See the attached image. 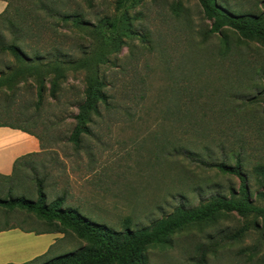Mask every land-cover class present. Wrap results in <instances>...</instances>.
Segmentation results:
<instances>
[{"label": "rangeland", "instance_id": "rangeland-1", "mask_svg": "<svg viewBox=\"0 0 264 264\" xmlns=\"http://www.w3.org/2000/svg\"><path fill=\"white\" fill-rule=\"evenodd\" d=\"M220 1L236 13L264 15V0ZM5 2L0 47L24 36L22 51L39 52L43 63L54 62V51L67 55L66 61L85 57L104 82L108 97L93 118L91 134L76 149L68 139L83 102L84 72L67 73L55 97L46 82L40 102L36 89L41 71H33L13 94L0 90V132L25 133L32 147L23 152L35 153L21 162L23 189L14 196L36 200L35 179L44 178L48 202L66 193V204L92 223L119 230L130 219L132 227L141 228L177 207L196 208L214 196H228L230 188L237 190L239 179L216 167L224 162L232 167L241 164L252 201L264 208V198L257 197L264 193V176L253 172L264 165L263 45L227 33L230 48L223 51L222 37L209 33L211 23L197 0H183L180 11L178 0H134L121 9L116 0ZM123 15L139 35L125 36L123 28L116 32L99 28L103 19ZM63 16H69L68 24ZM73 16L83 21L82 28L72 25ZM109 37L121 41L118 52H114L117 43L107 45ZM16 66L0 48V73ZM170 112L183 114L189 123L175 122L179 115L173 118ZM35 139L40 143L37 152L32 151ZM21 141L0 137V150L21 147ZM4 185L0 195L7 197L9 184ZM8 231L15 237L7 242L15 243L9 246L10 258H27L20 264H40L85 246L73 233L48 247L53 236L47 233ZM237 231L242 233L239 240H227ZM8 246L0 249L7 251ZM210 246L213 252H207L201 263V250ZM142 260L144 264H264V220L223 213L148 247Z\"/></svg>", "mask_w": 264, "mask_h": 264}, {"label": "trees", "instance_id": "trees-1", "mask_svg": "<svg viewBox=\"0 0 264 264\" xmlns=\"http://www.w3.org/2000/svg\"><path fill=\"white\" fill-rule=\"evenodd\" d=\"M133 1L116 0V8H124ZM182 1L178 0L176 4L178 11L181 9ZM219 1L197 0L205 19L211 23L209 33L219 34L222 37L223 51H228L230 48L227 33L237 34L243 40L254 41L264 46V15L236 13L228 10ZM6 11L0 15V19L6 16ZM175 13L178 12L175 11ZM61 20L65 24L70 21L69 16H63ZM128 23L123 15L119 19H103L99 23V28L101 26L109 27L113 32L123 28L122 34L125 36L139 35L132 30ZM72 25L82 28L83 21L79 17L73 16ZM141 38L144 42H149L143 35ZM23 41L24 36H16L11 44H4L0 47L1 52L9 53L17 65L13 69L7 67L6 74L5 72L0 73V90L6 88L13 94L17 86L29 81V76L33 71H41L36 89L40 102L46 91V82L50 85L51 97H55L60 90V85L66 79L67 73L84 72L83 102L78 105V113L74 116L76 124L68 139L76 149H79L82 146L83 138L91 134L90 125L94 116L99 115L100 106L107 105L108 97L104 91V82L98 76V72L89 67L85 57L76 61H66L69 58L67 55H63L62 51H54V62L43 63L44 55L39 52L30 54L22 51L21 46L25 45ZM116 43L118 45L114 47V52H118L121 41L118 37H109L107 45ZM47 57L50 56L47 54ZM171 105L175 104L171 102ZM170 113L173 118L179 115L175 122L189 123L183 114ZM22 131L27 132L24 129ZM34 154L30 153L19 157L14 162L11 175H0V194L4 184H9L8 196L0 195V232L22 228L31 232L40 231L64 235L73 233L79 240L85 242V246L75 252L45 260L40 264H144L142 254L148 247L163 244L167 237L178 232L201 227L223 213H237L241 216L253 215L257 219L264 220V208L256 206L252 201L241 164L238 163L232 167L222 162L216 166L219 172L224 175L236 176L240 181L239 188L237 190L230 188L228 196H214L196 208L177 207L170 215L152 222L147 227L134 228L130 219H126L119 230L104 224H95L82 217L75 207L66 204V193L48 202V196L44 190V178L35 179L36 200L25 195H13L14 192L20 193V190L23 189L20 183L24 176L21 171V162ZM202 163L205 162L202 161ZM17 169L18 173H15ZM253 172L256 176H264V165L254 167ZM257 197L264 198V193H258ZM241 235V231H237L235 234L227 235V240L237 241ZM217 246V243L214 244V248ZM211 248L210 246L201 250V263H203L207 252H213Z\"/></svg>", "mask_w": 264, "mask_h": 264}, {"label": "crops", "instance_id": "crops-1", "mask_svg": "<svg viewBox=\"0 0 264 264\" xmlns=\"http://www.w3.org/2000/svg\"><path fill=\"white\" fill-rule=\"evenodd\" d=\"M7 8V3L3 0H0V15L4 13V11ZM27 136L25 133L23 134L22 132H16V131H12V130H3L0 132V137H6V138H13L15 141H17V143L19 141L22 142V146L20 147L18 146H13L10 148H5V149H1L0 150V175L3 176H9L12 174L13 171V165L14 162L21 156L25 155L26 152L25 151L27 148H31L32 147V143L30 141V139H27ZM36 143H35V148L32 150L33 152H37L40 149V143L37 139H35ZM1 146V145H0ZM23 152V153H22ZM9 231H3L0 233V246H8L7 242L8 241H12L15 237H11L9 234ZM45 236H53V238L51 239V242H49V246H52L56 240L62 238V236H64V234L61 233H47L45 234ZM18 245V242L16 243ZM15 243L13 245H9V246H13L14 247ZM9 246L7 247V251H5L3 248L0 249V257L3 258V261L0 264H20L21 262H24L27 260V258H23L22 260H18V259H12L10 258V252L12 251ZM18 247V246H17ZM11 250V251H10ZM46 250L42 251L41 253L37 252V254H33L32 257L41 255L45 252ZM15 252V251H13ZM5 253V254H4Z\"/></svg>", "mask_w": 264, "mask_h": 264}]
</instances>
